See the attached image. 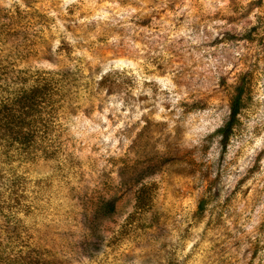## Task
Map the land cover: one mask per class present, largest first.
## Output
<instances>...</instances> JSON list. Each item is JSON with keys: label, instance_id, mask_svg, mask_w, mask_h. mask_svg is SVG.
I'll use <instances>...</instances> for the list:
<instances>
[{"label": "rangeland", "instance_id": "rangeland-1", "mask_svg": "<svg viewBox=\"0 0 264 264\" xmlns=\"http://www.w3.org/2000/svg\"><path fill=\"white\" fill-rule=\"evenodd\" d=\"M40 76L48 154L0 132V264H264V0H0V103Z\"/></svg>", "mask_w": 264, "mask_h": 264}, {"label": "trees", "instance_id": "trees-1", "mask_svg": "<svg viewBox=\"0 0 264 264\" xmlns=\"http://www.w3.org/2000/svg\"><path fill=\"white\" fill-rule=\"evenodd\" d=\"M18 92L11 102L0 103V132L7 136L6 132L9 133L11 142L20 147L25 156L37 154L39 150L46 155L51 127L56 120L54 80L40 76L35 86ZM239 101L240 98L231 106V120L219 131L225 139L238 116Z\"/></svg>", "mask_w": 264, "mask_h": 264}]
</instances>
